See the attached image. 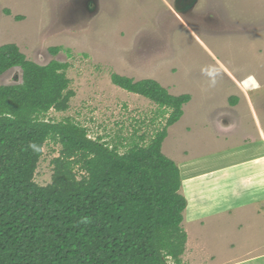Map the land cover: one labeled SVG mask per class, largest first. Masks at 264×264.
I'll return each mask as SVG.
<instances>
[{
	"label": "rangeland",
	"instance_id": "rangeland-1",
	"mask_svg": "<svg viewBox=\"0 0 264 264\" xmlns=\"http://www.w3.org/2000/svg\"><path fill=\"white\" fill-rule=\"evenodd\" d=\"M175 1L0 0V46L16 45L40 66L52 60L67 63L74 97L67 111L51 109L45 119L68 117L101 142L130 141L135 131L136 136L150 137L164 128L171 112L118 88L112 74L136 82L154 79L172 96H190L179 120L167 127L162 153L183 178L179 193L186 208L181 227L187 240L180 258L192 264V257L206 260L201 246L195 247L199 241L219 255L224 230V216H210L204 207L203 196L213 197L214 191L212 196V190L197 181V159L204 178L218 171L223 138L232 137L234 145L261 133L264 140V0H196L183 14L175 10ZM54 47L60 51L52 55ZM208 66L217 69L212 86L203 71ZM18 83V68L0 75V86ZM239 96L232 106L231 98ZM59 149L51 142L44 145L34 175L38 185L49 183L50 162ZM74 173L77 178L85 174L78 166ZM201 207L206 220L198 215ZM168 263L173 264L171 259Z\"/></svg>",
	"mask_w": 264,
	"mask_h": 264
},
{
	"label": "trees",
	"instance_id": "trees-1",
	"mask_svg": "<svg viewBox=\"0 0 264 264\" xmlns=\"http://www.w3.org/2000/svg\"><path fill=\"white\" fill-rule=\"evenodd\" d=\"M16 67L21 83L0 86V264H183L186 200L162 143L190 96L112 74L118 88L171 112L150 137L135 131L130 141L109 144L68 117L45 119L51 109L67 111L74 97L67 63L40 66L16 45L0 46V75ZM48 142L60 149L40 186L34 175ZM76 166L85 172L80 178Z\"/></svg>",
	"mask_w": 264,
	"mask_h": 264
},
{
	"label": "crops",
	"instance_id": "crops-1",
	"mask_svg": "<svg viewBox=\"0 0 264 264\" xmlns=\"http://www.w3.org/2000/svg\"><path fill=\"white\" fill-rule=\"evenodd\" d=\"M252 135L251 141L239 140L234 145L230 144L235 141L232 137L223 138L222 144H226L222 146L218 163L223 166L218 165V171L213 175L201 178L204 175L199 172L202 162L197 159L195 175L200 174L197 181L201 185L205 183L208 192L212 190V196L214 191V199L209 195L203 196L204 207H208L210 216H224V230L218 239L219 255L213 253L214 247L202 246L199 241L195 247L201 246L207 254L206 260L192 257V264H264V140L261 133ZM238 180L240 183L236 186ZM204 207L199 209L201 212L198 215H204L206 220L208 215L202 214Z\"/></svg>",
	"mask_w": 264,
	"mask_h": 264
},
{
	"label": "clouds",
	"instance_id": "clouds-1",
	"mask_svg": "<svg viewBox=\"0 0 264 264\" xmlns=\"http://www.w3.org/2000/svg\"><path fill=\"white\" fill-rule=\"evenodd\" d=\"M176 10V9H175ZM6 11V10H5ZM177 11V10H176ZM177 12H179V11H177ZM10 13V12H9ZM180 13V12H179ZM183 14V13H182ZM6 15H8L9 16V14H7L6 13ZM16 20L18 19V17L17 18H15ZM20 20H21V18H20ZM16 68H18V67H16ZM12 69H14V68H12ZM20 71H21V69L20 68H18ZM9 71V70H8ZM204 71V74L205 75H207L209 78H211V83H210V86H212V85H215V83H216V79H215V77H216V75H217V69L214 67V66H208L206 69H204L203 70ZM4 74V73H3ZM21 75H22V72H21ZM121 76H123V75H121ZM152 80H154V79H152ZM154 81H156V80H154ZM157 82V81H156ZM158 83V82H157ZM113 84V83H112ZM160 84V83H159ZM121 89V88H120ZM235 98V97H234ZM238 98H239V100H240V96L239 97H237L236 99L238 100ZM235 103H237V102H235ZM155 105V104H154ZM156 106V105H155ZM234 106H235V104H234ZM157 107V106H156ZM175 124V123H174ZM173 124V125H174ZM219 124V123H218ZM219 125H221V124H219ZM172 126V125H171ZM221 128H222V125L220 126ZM167 137V136H166ZM178 167V166H177ZM178 170H179V168H178ZM179 172H180V170H179ZM182 180V179H181ZM183 264H185V262H183Z\"/></svg>",
	"mask_w": 264,
	"mask_h": 264
},
{
	"label": "water",
	"instance_id": "water-1",
	"mask_svg": "<svg viewBox=\"0 0 264 264\" xmlns=\"http://www.w3.org/2000/svg\"><path fill=\"white\" fill-rule=\"evenodd\" d=\"M195 2L196 0H176L175 9L179 11L180 13H187L194 6ZM91 11L93 10H90L89 12Z\"/></svg>",
	"mask_w": 264,
	"mask_h": 264
}]
</instances>
